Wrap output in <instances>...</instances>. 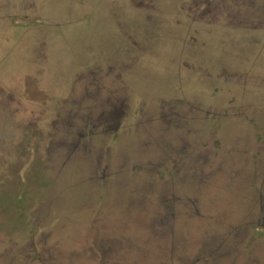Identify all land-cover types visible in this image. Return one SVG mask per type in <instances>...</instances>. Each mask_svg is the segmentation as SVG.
Segmentation results:
<instances>
[{"label":"rangeland","instance_id":"rangeland-1","mask_svg":"<svg viewBox=\"0 0 264 264\" xmlns=\"http://www.w3.org/2000/svg\"><path fill=\"white\" fill-rule=\"evenodd\" d=\"M0 264H264V0H0Z\"/></svg>","mask_w":264,"mask_h":264}]
</instances>
